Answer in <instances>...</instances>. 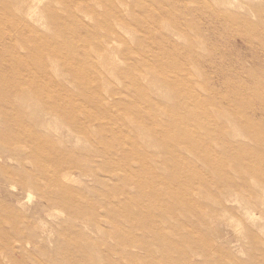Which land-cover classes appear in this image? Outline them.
I'll use <instances>...</instances> for the list:
<instances>
[{
    "label": "rangeland",
    "instance_id": "obj_1",
    "mask_svg": "<svg viewBox=\"0 0 264 264\" xmlns=\"http://www.w3.org/2000/svg\"><path fill=\"white\" fill-rule=\"evenodd\" d=\"M0 264H264V0H0Z\"/></svg>",
    "mask_w": 264,
    "mask_h": 264
}]
</instances>
